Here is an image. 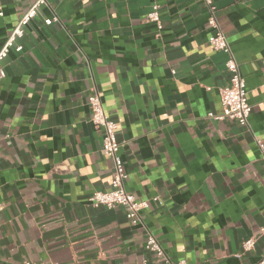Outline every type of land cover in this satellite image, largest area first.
<instances>
[{
    "label": "crops",
    "instance_id": "0c3cea01",
    "mask_svg": "<svg viewBox=\"0 0 264 264\" xmlns=\"http://www.w3.org/2000/svg\"><path fill=\"white\" fill-rule=\"evenodd\" d=\"M0 50L31 5L2 0ZM160 5L162 27L150 21ZM246 79L249 125L219 119L228 54L209 44L203 0H47L3 60L0 263L256 264L264 253V0H214ZM59 22L47 24V18ZM119 128L128 192L95 207L113 161L91 118ZM149 234L166 253L146 249ZM255 238L251 250L243 242Z\"/></svg>",
    "mask_w": 264,
    "mask_h": 264
},
{
    "label": "built area",
    "instance_id": "2783aa9c",
    "mask_svg": "<svg viewBox=\"0 0 264 264\" xmlns=\"http://www.w3.org/2000/svg\"><path fill=\"white\" fill-rule=\"evenodd\" d=\"M31 1V0H26ZM208 10V25L212 29V34L209 38V44L215 51H224L228 54L226 61V68L230 73L231 83L228 86L220 89L221 102L223 111L216 116L219 119H231L236 120L242 126L249 125V116L252 111V106L248 99V90L246 85V79L242 75L239 62L236 58L225 32L223 31L218 18V7L214 0H203ZM47 0H33L28 9L19 19L14 30L8 37L7 41L0 50V79L6 76V71L3 66V60L7 56L11 47L15 46L17 51L23 49L22 45H16V39L24 34L25 26L35 18L38 13L39 7L46 3ZM0 15H4L3 1L0 0ZM147 18L150 21H154L158 24L159 28L162 27L160 16V5L155 2L152 5V9L147 14ZM54 21L59 22V19L47 18L45 22L51 24ZM90 105L92 110V122L97 128H103V152L107 155L114 164L113 180L109 190H97L93 192L89 198V202L95 207L106 206L108 208L125 207L127 209V218L133 224L137 223L141 219V211L149 206L148 200H139L134 194L130 193L126 189L125 177L126 172L124 165L119 159V152L122 147V143L116 138V132L119 128L118 123L113 120L106 112L102 99L98 93L91 95ZM257 144L260 148L262 159L264 161V143L257 139ZM255 245V238L250 237L243 242V248L245 250H251ZM146 249L148 251L155 252L162 258L167 259L166 253L162 248L158 238L153 234H149L146 241ZM1 264V263H0ZM24 264H46L27 261ZM48 264H59L56 262ZM142 264H149L144 261ZM176 264H187L186 260H179ZM256 264H264V253L261 259Z\"/></svg>",
    "mask_w": 264,
    "mask_h": 264
}]
</instances>
